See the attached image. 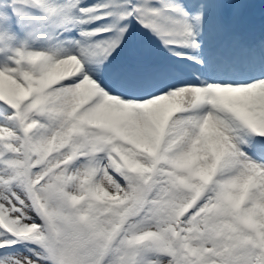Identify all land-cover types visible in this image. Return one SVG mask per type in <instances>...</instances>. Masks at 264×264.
Listing matches in <instances>:
<instances>
[{
	"label": "snow or ice",
	"instance_id": "obj_1",
	"mask_svg": "<svg viewBox=\"0 0 264 264\" xmlns=\"http://www.w3.org/2000/svg\"><path fill=\"white\" fill-rule=\"evenodd\" d=\"M247 6L0 0V264H264Z\"/></svg>",
	"mask_w": 264,
	"mask_h": 264
},
{
	"label": "bare ground",
	"instance_id": "obj_2",
	"mask_svg": "<svg viewBox=\"0 0 264 264\" xmlns=\"http://www.w3.org/2000/svg\"><path fill=\"white\" fill-rule=\"evenodd\" d=\"M244 2L248 6L240 9L237 13L239 26L242 22L250 20H253L254 27L259 24L264 25V3H262V0H244Z\"/></svg>",
	"mask_w": 264,
	"mask_h": 264
}]
</instances>
